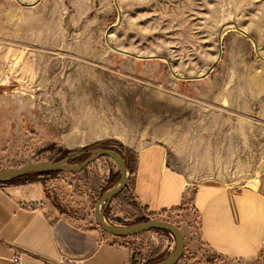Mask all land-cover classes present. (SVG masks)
I'll return each instance as SVG.
<instances>
[{
  "label": "rangeland",
  "instance_id": "374dc122",
  "mask_svg": "<svg viewBox=\"0 0 264 264\" xmlns=\"http://www.w3.org/2000/svg\"><path fill=\"white\" fill-rule=\"evenodd\" d=\"M108 146L128 172L137 151L157 146L190 183H254L264 170V0H0V170ZM118 179L100 156L40 181L49 212L97 226L95 202ZM112 200L114 220L150 218L129 191ZM156 219L186 233L175 264H261L201 247L195 218ZM104 234L126 242L129 264L174 247L162 230Z\"/></svg>",
  "mask_w": 264,
  "mask_h": 264
},
{
  "label": "crops",
  "instance_id": "0c3cea01",
  "mask_svg": "<svg viewBox=\"0 0 264 264\" xmlns=\"http://www.w3.org/2000/svg\"><path fill=\"white\" fill-rule=\"evenodd\" d=\"M44 191L42 181L0 186V264H129L126 242L106 236L87 218L49 212ZM124 191L147 217L172 215L187 225L195 218L196 239L212 254L264 264V170L254 183L194 184L168 166L160 147L149 146L135 153ZM115 205H105V218L125 225L109 216ZM175 225L186 241L181 224ZM14 255L17 263L10 260Z\"/></svg>",
  "mask_w": 264,
  "mask_h": 264
},
{
  "label": "water",
  "instance_id": "95a60500",
  "mask_svg": "<svg viewBox=\"0 0 264 264\" xmlns=\"http://www.w3.org/2000/svg\"><path fill=\"white\" fill-rule=\"evenodd\" d=\"M79 156H84V159L80 162H71L72 159ZM100 156H107L114 161L119 179L115 185L103 191L95 202L93 217L97 226L104 233L115 237L135 236L148 230L166 231L173 237L174 247L166 257L154 264H175L183 253L185 240L182 230L174 223L162 219L148 218L126 225H117L105 218V205L125 188L129 175L124 157L113 148L83 149L57 161L42 160L21 166L7 167L0 170V184L27 173L79 172Z\"/></svg>",
  "mask_w": 264,
  "mask_h": 264
},
{
  "label": "trees",
  "instance_id": "16d2710c",
  "mask_svg": "<svg viewBox=\"0 0 264 264\" xmlns=\"http://www.w3.org/2000/svg\"><path fill=\"white\" fill-rule=\"evenodd\" d=\"M108 147L111 148L112 146H108ZM84 149L86 150V148H84ZM73 153H75V152H70L69 154L71 155ZM83 159H84V156H79V157H76V158L72 159L71 162H80ZM49 161H57V160H49ZM125 162H126V160H125ZM133 164H134V161L132 163V167L130 169V172H131V170L133 168ZM55 173H57V172H46V173H40V174H38V173H27V174H25V175H23L21 177H17V178L11 179V180H9V181H7L5 183H2V184H0V186H4V185H18V184H23V183H26V182L40 181L42 178H44L46 176H50V175L55 174ZM138 221H141V220L138 219L135 222H138ZM152 253H153L154 257L150 259L151 261H149V263L150 262H154V263L158 262V261L162 260L165 257V255H164L165 253L164 254L163 253H159L156 250H153Z\"/></svg>",
  "mask_w": 264,
  "mask_h": 264
},
{
  "label": "built area",
  "instance_id": "2783aa9c",
  "mask_svg": "<svg viewBox=\"0 0 264 264\" xmlns=\"http://www.w3.org/2000/svg\"><path fill=\"white\" fill-rule=\"evenodd\" d=\"M10 260L12 263H17L19 261V257L18 255H14Z\"/></svg>",
  "mask_w": 264,
  "mask_h": 264
}]
</instances>
